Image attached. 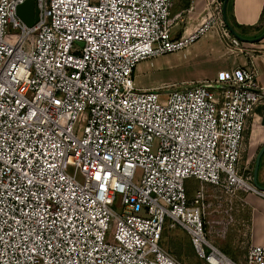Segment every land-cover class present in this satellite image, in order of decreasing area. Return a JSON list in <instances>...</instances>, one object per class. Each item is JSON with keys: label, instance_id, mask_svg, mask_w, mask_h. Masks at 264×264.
<instances>
[{"label": "built area", "instance_id": "2783aa9c", "mask_svg": "<svg viewBox=\"0 0 264 264\" xmlns=\"http://www.w3.org/2000/svg\"><path fill=\"white\" fill-rule=\"evenodd\" d=\"M25 1L0 0V264H182L159 246L172 229L203 264H264V246L236 262L208 241L205 191L188 198L184 186L216 188L226 215L240 191L264 200L241 162L262 121L255 66L179 90L131 79L213 31L243 54L222 1L187 34L175 32L174 0H32L31 27L16 16Z\"/></svg>", "mask_w": 264, "mask_h": 264}, {"label": "crops", "instance_id": "0c3cea01", "mask_svg": "<svg viewBox=\"0 0 264 264\" xmlns=\"http://www.w3.org/2000/svg\"><path fill=\"white\" fill-rule=\"evenodd\" d=\"M208 2L209 0H174L173 9L176 10V13L171 17L179 16L175 25V32H184L185 34L192 32L200 23L204 13L203 9ZM225 17L233 21L234 28L232 30L239 37L245 40L257 38L264 32V0H228L225 6ZM239 42L249 50H247L244 58L239 59L241 61L236 66L230 68L247 66L252 63L256 69L257 86L264 90V38L257 43ZM260 109L261 111L256 113L259 116H264V107ZM257 119L256 117L254 123L257 122ZM254 123L253 128L251 130L249 128L246 133V140L247 136L252 135ZM256 132L258 140L261 139L264 142V126H260ZM260 163L261 171L258 170L262 175V181L259 185L264 187V153ZM184 186L188 198H192L199 187L204 189L207 196L206 202L208 203L205 210V220L208 222L205 227L206 236L209 240L212 239L210 241L213 245L216 244L218 247L216 245L215 247L226 256L232 259L230 254L236 253L237 259L232 260L239 262L243 260L246 248L249 245L264 246L263 199L240 191L237 193L236 198H231V211L229 215H226L224 210L228 208V205L224 202V199L222 201L216 198L220 196L216 188L206 184L200 185L193 179L186 180ZM223 216H231L233 223L221 226L219 221L222 220ZM211 223H214V225L212 224L210 228Z\"/></svg>", "mask_w": 264, "mask_h": 264}, {"label": "rangeland", "instance_id": "374dc122", "mask_svg": "<svg viewBox=\"0 0 264 264\" xmlns=\"http://www.w3.org/2000/svg\"><path fill=\"white\" fill-rule=\"evenodd\" d=\"M221 1L223 4V0ZM175 13L176 10L172 9L170 16ZM247 50L249 49L243 47V54H240L238 51L234 52V50L230 51L229 40L221 36L219 37L213 31L210 32L209 36L205 35L201 37L197 42L182 51L169 53L138 63L133 70L131 79L136 90L184 89L188 88V86L190 87L191 83L197 84V82L213 80L216 72L236 66L241 61L239 59L244 58ZM255 123L252 135L247 136L241 160L242 163L245 161L249 162L251 171L253 170L260 147L264 143L261 139L258 140L256 132L264 124L261 120L258 122V119ZM260 171L257 174L258 185L262 181ZM139 175L140 172L138 171L135 181L138 180ZM112 210L120 213L121 210L118 203H114ZM207 240L212 241L208 237ZM159 246L182 264H203L195 256L188 236L179 229L165 230ZM230 257L234 260L237 259L236 253L230 254Z\"/></svg>", "mask_w": 264, "mask_h": 264}, {"label": "water", "instance_id": "95a60500", "mask_svg": "<svg viewBox=\"0 0 264 264\" xmlns=\"http://www.w3.org/2000/svg\"><path fill=\"white\" fill-rule=\"evenodd\" d=\"M228 0H223V6H222V15H223V19L224 22L226 24L227 29L229 30L230 34L236 38L237 40L241 41V42H249V43H257L260 40H262V38H264V32L261 36L254 38V39H250V40H245L241 37H239L228 25V23L226 22L225 19V6ZM16 16L17 18L26 26V27H31L36 21H37V10L35 8L34 5V1L32 0H28L25 1L24 3H22L21 5H19L16 8ZM264 153V144L263 146L260 148L255 162H254V167L252 170V185L257 188L258 190L264 192V187H261L258 185L257 183V174H258V169H259V163H260V159L262 157Z\"/></svg>", "mask_w": 264, "mask_h": 264}, {"label": "trees", "instance_id": "16d2710c", "mask_svg": "<svg viewBox=\"0 0 264 264\" xmlns=\"http://www.w3.org/2000/svg\"><path fill=\"white\" fill-rule=\"evenodd\" d=\"M226 20H227V22H228V24H229V26H230V28L232 29V28H234V23H233V21L231 20H228V18L226 17ZM264 110V109H263ZM258 112L259 111H261V109L259 110H257ZM262 123L264 124V116H262ZM260 166H261V163L259 164V170H260ZM258 170V171H259ZM164 234V233H163Z\"/></svg>", "mask_w": 264, "mask_h": 264}, {"label": "snow or ice", "instance_id": "6c2138e0", "mask_svg": "<svg viewBox=\"0 0 264 264\" xmlns=\"http://www.w3.org/2000/svg\"><path fill=\"white\" fill-rule=\"evenodd\" d=\"M96 179H97V180H99V179H100V176H99V175H97V176H96Z\"/></svg>", "mask_w": 264, "mask_h": 264}]
</instances>
